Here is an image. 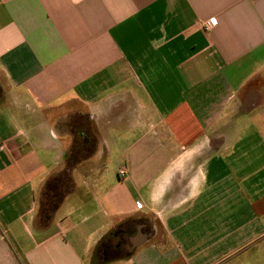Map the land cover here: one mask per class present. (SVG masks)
<instances>
[{
	"label": "crops",
	"instance_id": "1",
	"mask_svg": "<svg viewBox=\"0 0 264 264\" xmlns=\"http://www.w3.org/2000/svg\"><path fill=\"white\" fill-rule=\"evenodd\" d=\"M263 251L264 0H0V264Z\"/></svg>",
	"mask_w": 264,
	"mask_h": 264
},
{
	"label": "rangeland",
	"instance_id": "2",
	"mask_svg": "<svg viewBox=\"0 0 264 264\" xmlns=\"http://www.w3.org/2000/svg\"><path fill=\"white\" fill-rule=\"evenodd\" d=\"M122 149H120V151H123V147L121 146ZM70 151L73 152V155H70V157H72L74 159V167L77 165V155L75 154V150H71ZM121 153H119V151H117L115 153V157H112L111 158V162H110V166H111V170L114 171L117 169V167L119 165H121V161H120V155ZM124 156V155H123ZM67 179L63 178V179H58V181H55L53 180L52 183H50V185L48 186V190L47 192L44 194V197H42V206H44L43 210L44 212H47L52 206L53 204L57 201V197L61 195L60 191H58V187H57V191H52L51 192V188L54 187L55 188V185L56 186H59L61 184H64L66 183ZM54 184V185H53ZM25 194H23V202L26 201L25 199ZM256 264H264V251L260 254H257L256 256Z\"/></svg>",
	"mask_w": 264,
	"mask_h": 264
},
{
	"label": "built area",
	"instance_id": "3",
	"mask_svg": "<svg viewBox=\"0 0 264 264\" xmlns=\"http://www.w3.org/2000/svg\"><path fill=\"white\" fill-rule=\"evenodd\" d=\"M216 25V22H215V19L211 18V19H208L204 25H203V28L205 30H209L211 28H213L214 26ZM118 175L121 177V178H124L126 176V170L125 169H120L118 171Z\"/></svg>",
	"mask_w": 264,
	"mask_h": 264
},
{
	"label": "flooded vegetation",
	"instance_id": "4",
	"mask_svg": "<svg viewBox=\"0 0 264 264\" xmlns=\"http://www.w3.org/2000/svg\"><path fill=\"white\" fill-rule=\"evenodd\" d=\"M125 242H126V239L123 240V241H121V242H119V246H120V247H122V246H123V247H126ZM130 244H131V243H130ZM130 244H129V247H130ZM131 246H132V245H131ZM123 247H122V248H123Z\"/></svg>",
	"mask_w": 264,
	"mask_h": 264
}]
</instances>
